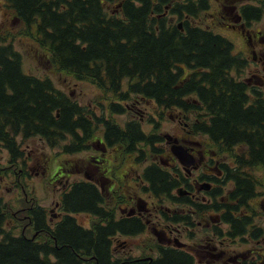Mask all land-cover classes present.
Returning a JSON list of instances; mask_svg holds the SVG:
<instances>
[{"label":"trees","instance_id":"16d2710c","mask_svg":"<svg viewBox=\"0 0 264 264\" xmlns=\"http://www.w3.org/2000/svg\"><path fill=\"white\" fill-rule=\"evenodd\" d=\"M6 1L25 28H34V39L55 68L88 79L115 97L107 106L111 114L124 112L121 101L138 94L163 109L197 113L193 131L206 134L220 152L245 146L246 154L236 157L235 193L251 194L250 175L242 170L264 168V91L231 75L233 70L242 72L247 62L233 52L228 38L193 23L211 0H120L119 15L108 14L100 0ZM257 2L240 7L247 22L263 16L264 0ZM173 14L181 17L182 29L180 21H172ZM103 112L83 107L50 78L24 72L21 54L10 43L0 45V152L6 151L8 163L20 165L19 175H28L21 144L34 136L73 154L88 150L96 140L95 130L102 127L106 146L120 147L123 156L136 162L162 152L161 135L145 132L135 119L122 125ZM141 176L147 183L143 189L157 198L171 197L182 177L171 176L156 163L143 167ZM57 207L62 215L54 221L48 218L52 213L36 203L16 210L13 213L24 211L26 220L15 234L5 228L13 214L0 198V264L191 261L162 246L154 260L115 257L113 233L136 234L145 225L136 218L116 220L103 192L87 180L70 184ZM78 212L92 216L88 227L76 221L73 215ZM178 219L174 214L172 220Z\"/></svg>","mask_w":264,"mask_h":264},{"label":"rangeland","instance_id":"374dc122","mask_svg":"<svg viewBox=\"0 0 264 264\" xmlns=\"http://www.w3.org/2000/svg\"><path fill=\"white\" fill-rule=\"evenodd\" d=\"M119 1L120 0H104L103 7L105 11L108 14L113 12L114 9L118 8L117 4ZM257 3L256 0H221V5L217 1L211 0L208 9L199 12L197 17H194L192 21L232 41L234 48L233 52L246 58L247 63L242 72L233 70L231 75L263 89L264 69L259 62V64L255 63V60L252 59L248 35L246 33H241L238 29H234L231 26L234 24V13L237 11V6L241 4ZM34 32V28H25L23 23L17 19L14 10L8 5L6 0H0V45L3 43H10L14 49L21 54L22 69L24 72L38 77L50 78L58 89L67 93L73 100L77 101L88 110L95 111L98 115L103 111L107 118L113 114V119L122 125L129 119L139 121L145 132L153 131L163 137L161 141L163 147L166 146L164 135L174 137L180 135L184 136L185 125L183 121L185 120L190 124L195 120L196 117L192 114L189 118L185 119L184 117L182 121H179L178 116L180 113L177 109H162L153 100L144 98L138 94H131L127 101H121L126 107L124 112L111 114L107 106L109 102L116 101L115 97L111 93L103 92V90L88 79H77L70 73L55 68L50 63L46 50L34 39ZM249 33L252 34L251 41L253 43H259L260 38L264 37V15L259 20L253 21ZM257 49L258 48H256V50ZM196 115L198 114L196 113ZM155 125L157 127H155ZM101 136L102 127H98L95 130L94 138L97 140V138H101ZM197 140L203 145L210 144V141H208L203 134L197 136ZM21 147L24 154L29 152L30 156L35 157L38 163L40 162L38 165H34L32 171H30L32 160L27 162V165L24 167H27V170L30 172L29 176H25L24 174L19 175L20 165L8 163L6 151L3 150L0 152V198L3 202H6L8 210L13 214L12 216L10 215L5 222V228L11 230L15 234L21 232L26 218H24V211L13 212L24 208L28 204L31 205L36 203L43 206L47 210V213H52V215L48 214V218L53 221L60 218L61 216L57 214L60 210L55 207V200H58L62 191L72 182L85 179V173L97 165L94 162L96 156L101 159H109L110 164L105 161L104 166L109 170L111 168L117 175L125 174V176L123 175L124 177H121L123 180L122 184L124 183L123 187L119 188L117 185L119 181H116L114 192L107 191L108 184L103 182V194L106 203H113V198L115 197L118 199L123 197V200L126 202L121 203V205L127 209L136 207L135 202L140 198L146 201L148 205H151L150 202L153 198L150 193H145L139 190V188H135L133 182V178L136 177L137 172H139L146 163L143 162L138 164L129 161V156H123L114 146L105 151L101 146L97 145L95 141L88 150L69 154L64 153L61 147H51L44 139L39 136H34L25 139ZM167 149L169 150L168 147ZM110 150L113 151L112 155L109 153ZM234 151L239 155L242 153L245 155L246 147L240 145L236 147ZM156 159L160 161L161 159L168 158L161 155L156 157ZM219 160L222 162H231L232 158L229 153L228 155L226 153L221 155ZM102 164L103 161L100 164V169H103ZM43 167L45 169H43ZM59 167L61 170H59ZM56 168H58L56 172L57 179L52 180L51 177ZM34 171H39V173L34 174ZM244 171L246 173L249 172L250 175L252 174V176L256 177L258 181L263 184V188H261L260 191L264 192V170L258 167H246ZM15 175L18 177L16 178ZM126 185L132 187H126ZM130 196L132 197V201H130ZM258 196L259 201L264 202V195H262L261 192ZM164 205H166V203ZM115 207L117 208V206ZM258 207H261V204H259ZM152 211V209L146 211L140 210L147 225V229L144 232L135 235L116 236L118 241L113 250L115 257H133L139 259L154 255L155 251L152 250L153 247L151 248L150 246L156 241L155 236L156 232H158L157 229H160L164 225L162 224L161 227L158 226L157 223L161 221V219ZM117 212L119 214V210H117ZM73 216L76 218V221L84 227L89 226L92 219V216L85 212L74 213ZM171 228H174V226ZM178 228L181 229L180 226H178ZM196 234L201 235V232H197ZM174 238H177L180 242H193L186 237L183 231L180 233L173 231L168 236H165L162 242L165 243V241H169V244H173ZM229 248L232 249L236 247L230 246ZM229 255L230 252L227 254V258ZM196 258L201 260L207 259V257ZM218 261H222V259Z\"/></svg>","mask_w":264,"mask_h":264},{"label":"flooded vegetation","instance_id":"af4514ba","mask_svg":"<svg viewBox=\"0 0 264 264\" xmlns=\"http://www.w3.org/2000/svg\"><path fill=\"white\" fill-rule=\"evenodd\" d=\"M173 1L184 0H171V2ZM215 1L221 4V0ZM100 2L103 6L104 0H100ZM117 5L118 8L114 9L110 14L119 15V3ZM242 5L249 4H241L240 6ZM240 6H237V11L234 13V24L231 26L234 29H238L241 33H246L248 35L252 59L255 60V63L259 62L264 69V37L260 38L259 43H253L251 41L252 34L249 32L253 21L247 22L245 18H243L239 10ZM180 19L181 17L177 14L172 15L173 22H181L182 20ZM179 28L182 29V26L180 25ZM256 48L258 49L256 50ZM262 90L264 91V86ZM179 113V121H182L184 117L186 119L192 115L189 114L187 116V114H184L182 111H179ZM194 116L196 117L195 120L198 119L197 115ZM183 122L185 125L184 136L170 137L172 139L171 143L180 145L185 150L186 155L184 157V163H180L179 160L171 154V143L168 144V142H165L166 146L164 147L162 143H160V146L163 148L161 153L156 155L149 154V158L144 161L146 165L151 163L158 164L171 176H176L177 178L178 174L181 173L182 177L181 179L178 178V186L171 190L172 196L168 198H157L152 195L148 189L144 190L143 188L147 187V183H145V180L141 176V169L137 172L136 177L133 178L134 187L139 188L142 192L150 193L153 198L150 202L151 205H148L146 201L140 198L135 202L136 207L127 209L121 205V203L126 202L123 200V197L120 199L115 197L113 198V203H106L107 209H113V216L116 220L136 218L143 222L145 226L136 234L142 233L147 229L146 220L140 212L141 209L144 211L152 209V212H155V215L161 219L157 224L159 227H161L162 224L164 226L157 229L158 232H156L155 236L156 241L150 246L151 248L153 247L152 250H154L155 253L153 256H150V260L157 258L158 246H162L189 257L191 259L189 264H264V202H260L258 196L260 192L264 195V192L260 191V189L263 188V184L258 181L256 177L247 172V174L249 173L248 175H250L247 181L252 186L251 194L247 196L236 194L237 182L234 174L237 172L236 157L239 154L234 150L240 145L237 144L232 146L228 151L220 152L206 134L195 133L193 131V122L190 124L185 120ZM200 134H203V136L210 141V144L203 145L199 142L197 136H200ZM102 136L95 140L97 145L101 146L105 151L106 149H111L106 146ZM115 149L120 150V147H115ZM109 153L112 155L113 151L110 150ZM226 153L227 155L228 153L230 154L232 158L231 162H222L219 160L220 156ZM161 155L168 159H161L158 161L156 157ZM29 160H32V166L30 167V171H32L34 165H38L40 162L38 163L35 157L30 156L29 152L27 154L23 153V167L27 165ZM128 160L134 163L136 162L135 159L130 156ZM102 161L103 169H100ZM105 161L110 164L109 159H101L96 156L94 162L97 165L85 173V178L87 177V181L98 186L100 191H104L103 182H106L108 184L107 191L114 192L116 181H119L117 183L119 188L123 187L124 183L122 184L123 180L121 177H124L125 174L117 175L111 168L109 170L104 166ZM136 163L141 164L139 162ZM255 167L264 170L261 166ZM24 169L28 172V175L25 176H29L30 172L27 170V167H24ZM43 169L45 168L43 167ZM19 171L22 172V169H19ZM242 171H244V169ZM56 172L57 170L52 174V180L57 179ZM33 173L38 174L39 171H34ZM15 177L17 178L18 176L15 175ZM126 187L132 186L126 185ZM64 191L65 190L62 192ZM61 194L58 200H55L56 208H58L57 206L60 203ZM130 201H132L131 196ZM165 203L166 205H164ZM259 204H261V207H258ZM115 206H117V208ZM117 210H119V214ZM57 214L62 215V212H58ZM174 214L180 216V219L173 221L172 218ZM173 226L174 228H171ZM178 226H180L181 229H179ZM173 231L178 233L182 231L185 232L186 237L193 242H180L177 238H174L173 244H169V241H165V243L162 242L164 237L168 236ZM197 232H201V235L196 234ZM127 235L135 234H122L121 232L113 233L111 236L112 252L118 241L116 236ZM230 246L236 248L230 249ZM229 252L230 255L227 258ZM196 257H207V259L201 260ZM221 259L222 261H218Z\"/></svg>","mask_w":264,"mask_h":264},{"label":"water","instance_id":"95a60500","mask_svg":"<svg viewBox=\"0 0 264 264\" xmlns=\"http://www.w3.org/2000/svg\"><path fill=\"white\" fill-rule=\"evenodd\" d=\"M178 25L180 27V24H178ZM171 151L173 152V154H175L177 156V158L183 164L184 163V157L186 155L185 150L180 145H172Z\"/></svg>","mask_w":264,"mask_h":264}]
</instances>
